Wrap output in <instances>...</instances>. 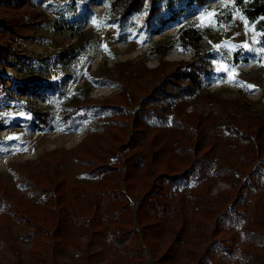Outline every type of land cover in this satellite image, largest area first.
<instances>
[{"label":"trees","instance_id":"obj_1","mask_svg":"<svg viewBox=\"0 0 264 264\" xmlns=\"http://www.w3.org/2000/svg\"><path fill=\"white\" fill-rule=\"evenodd\" d=\"M209 2L107 0L106 10L94 21L96 26L121 25L130 16L144 11L143 30L149 34L161 33L169 23L178 25L166 41L148 44L147 57H157L160 60L159 67L163 57L171 50L191 56L187 61L177 62L175 69L167 74L158 67L148 70L140 62H117L113 71L122 83L135 80L144 73L155 74L157 84L137 100H133L124 87L111 98L89 101L79 93H69L57 83H54L52 95L37 87L31 90L26 82L16 85L18 95L45 99L44 107H26L32 117V128L70 131L78 110L92 115L97 123L96 128L76 147L46 151L35 161L17 164L20 185L42 204L38 206L22 194H15L5 216L0 212L5 242L15 253L18 246L10 232L8 219L29 225L31 218L51 213L56 215V228L61 227V232L67 225V215L75 214V210L70 207L72 203L68 192H72L76 186L65 187L60 168L68 160L67 154L96 179L102 206L94 215L99 222L104 223V228L110 233L109 241L120 253L124 264H135L143 259V248L130 247L128 244L129 240L138 237L139 230L150 236L148 243L157 245L162 241H181L186 230L191 228L196 234L206 237L210 221L225 209L227 200L232 197L227 190L217 195L210 194L212 181L209 177L233 185L235 174L238 177L248 174L247 169H239L237 156L248 168L258 156L264 155V118L258 114L250 117L236 115L230 111L231 108H243L245 103L215 98L220 103L219 115L216 116L185 111L188 99L202 98L201 91L213 68V52L204 44V40L230 27L235 13L242 18L246 27H251L258 34L259 40L255 49L239 46L232 51V59L222 55L220 61L236 67L241 60L248 62L249 57L254 55L255 66H261L264 62V0ZM37 8L34 0H0V63L10 58L24 61L14 50L13 43L17 37L24 39L28 30H36L37 24L33 19L39 23L46 22ZM207 15V23H195L196 17ZM188 16L191 18L184 20ZM7 38L12 39V42L4 46ZM92 43L85 32L80 31L76 39L55 57L33 58L25 62L32 64L38 71H47L50 65H66L81 57ZM106 80L100 76L91 81L99 86ZM0 86H5L1 72ZM133 105H136L135 109ZM228 105L231 107L228 108ZM59 107L60 113L56 112ZM167 124L168 128L165 127ZM219 126L226 135L223 148H220L222 138L217 131ZM128 133V140L122 143L121 138ZM236 138L245 141V144L235 142ZM123 149H127L124 154ZM157 163L160 165L156 166ZM183 182L192 186L188 195L179 191ZM138 183L146 189L139 193L134 220L133 205L126 191L131 193L130 189ZM186 199L190 200L192 214L187 210ZM253 218L252 240L264 244V195L259 197L255 205ZM92 225L82 224V230L90 232ZM58 231L56 229V233ZM44 233L43 228L36 227L27 236L36 237ZM190 248L188 246L187 249ZM192 249L186 250L190 259L198 258L199 254ZM38 253L34 248L31 258L44 261ZM245 257L248 264H264V253L246 250Z\"/></svg>","mask_w":264,"mask_h":264},{"label":"rangeland","instance_id":"obj_2","mask_svg":"<svg viewBox=\"0 0 264 264\" xmlns=\"http://www.w3.org/2000/svg\"><path fill=\"white\" fill-rule=\"evenodd\" d=\"M34 1L46 22L39 23L37 19H33L37 24L36 30H28L24 39L17 37L13 43L14 50L22 57L23 62L10 58L0 63V72L5 78V86H0V212L4 216L17 194H22L38 206L42 204L20 185L17 164L35 161L46 151L70 150L76 147L96 128L97 123L92 115L78 110L71 122L70 131L32 128V117L26 107H44L45 99L18 95L16 85L26 82L31 90L37 87L38 90L52 95L55 90L54 83H57L69 93H79L89 101L111 98L124 87L128 95L137 100L157 84L155 74L144 73L135 80L122 83L113 71L115 64L122 61L140 62L148 70L158 67L160 60L157 57L146 56L148 44L166 41L178 27L175 23H169L161 33L149 34L143 30L144 11L130 16L121 25L96 26L94 21L106 10L107 0ZM218 1L210 0L209 3L216 4ZM190 18L188 16L184 20ZM208 21L209 15L195 18V23ZM80 31L85 32L86 37L93 41L92 46L81 57L66 65H50L47 71H38L32 64L25 62L33 58L55 57L62 48H66L76 39ZM258 40V34L251 27H246L237 13L230 27L204 40V44L213 52V68L201 91L202 98L188 99L185 111H195L203 116L219 115L220 103L215 99L219 98L245 103L238 110L231 108L230 111L236 115L245 114L250 117L258 114L264 118V62L261 66H255L254 55L249 57L248 62L241 60L236 67L227 66L220 61L222 55L232 59V51L239 46L255 49ZM11 42L12 39L7 38L3 45ZM190 58V54L171 50L163 57V63L158 68L167 74L175 69L177 62ZM100 76L107 78L106 82L99 86L93 84L91 80ZM135 107L133 105L132 108ZM56 112H61L60 107ZM165 127L168 128V124ZM218 128L222 138L220 148H223L226 135L221 126ZM129 136V133L123 136L122 143ZM234 141L245 144V141L237 138ZM126 151L127 149H123L122 154ZM67 159L60 168L65 187L76 186L72 192H68L72 203L70 207L75 210V214L67 215V225L61 232V227L56 228V215L51 213H46L44 217L31 218L29 225L8 219L18 251L15 253L5 242L0 226V264H124L120 253L109 241L110 233L104 228V223L99 222L94 215L102 206L96 179L86 173L84 166L73 160L69 154ZM236 160L239 169H247L248 174L240 177L235 174L233 185L209 177L212 181L210 194L217 195L220 191L227 190L232 197L227 200L225 209L210 221L206 237L196 234L191 228L186 230L181 241H162L157 245L148 243L150 236L139 230L138 237L128 241L130 247L143 248V259L135 264H248L246 250L264 253V244L254 243L251 236L254 226L253 211L259 197L264 195V155L258 156L248 168L244 167L238 156ZM141 186L138 183L130 189L131 193L126 191L133 205L134 220L137 216L139 193L146 189ZM191 187L190 183L183 182L179 191L188 195ZM186 203L189 214H192L190 200L186 199ZM86 223H93L90 232L82 230V224ZM36 227L43 228L45 233L28 237ZM56 229H59L58 233ZM188 246L199 254L198 258L190 259V254L186 251H190ZM34 248L39 251V258L44 261L31 258Z\"/></svg>","mask_w":264,"mask_h":264}]
</instances>
